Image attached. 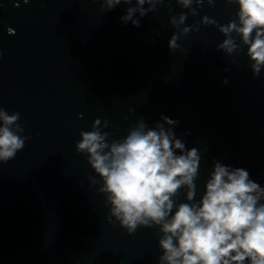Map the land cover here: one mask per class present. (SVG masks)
<instances>
[{"label":"water","instance_id":"95a60500","mask_svg":"<svg viewBox=\"0 0 264 264\" xmlns=\"http://www.w3.org/2000/svg\"><path fill=\"white\" fill-rule=\"evenodd\" d=\"M127 7L0 0V107L19 113L21 135L31 137L0 162V264H158V229L113 227L101 185L92 184L99 177L76 151L95 119L108 121L110 139L141 117L149 127L161 116L178 121L176 138L201 153L197 201L214 161L246 169L264 187V70L253 77L247 47L229 57L217 51L224 35L200 24L171 52L170 17L188 9L165 0L137 15V28L121 22ZM193 7L198 15L184 26L204 16L224 25L238 11L224 0Z\"/></svg>","mask_w":264,"mask_h":264},{"label":"clouds","instance_id":"9594fccd","mask_svg":"<svg viewBox=\"0 0 264 264\" xmlns=\"http://www.w3.org/2000/svg\"><path fill=\"white\" fill-rule=\"evenodd\" d=\"M99 2L105 12L129 5L121 22L138 28L137 15L156 11L165 0ZM174 2L188 12L170 17V24L177 29L168 42L171 52L180 47L178 40L199 31L200 24L212 25L225 37L217 51L231 57L246 46L253 77L260 75L264 70V0H224L238 5L235 19L220 25L204 16L199 24L189 26H184L188 15H198L193 4L202 8L205 3L214 6L217 0ZM19 119V113L9 114L0 107V162L15 158L31 138L21 135L24 128L17 123ZM160 119L162 122L149 127L141 117L119 139H110L114 134L102 130L109 127L107 120L101 126V120L95 119L90 131L80 132L76 151L86 155L99 177V181L93 178L92 184L101 185L97 191L104 194L109 206L108 222L113 227L118 223L129 235L140 227L157 228L162 252L158 264H264V187L251 179L246 169L214 161L197 201L195 181L201 153L176 138L173 128L178 121L166 116ZM181 189H186V202H177Z\"/></svg>","mask_w":264,"mask_h":264}]
</instances>
